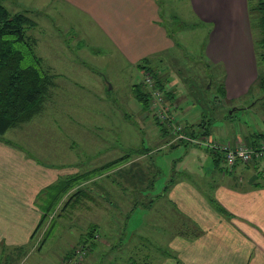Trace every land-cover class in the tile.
<instances>
[{"label":"rangeland","instance_id":"rangeland-1","mask_svg":"<svg viewBox=\"0 0 264 264\" xmlns=\"http://www.w3.org/2000/svg\"><path fill=\"white\" fill-rule=\"evenodd\" d=\"M87 1L0 0L10 13L34 21L27 34L52 76L40 111L0 136V224L12 226L20 239L0 240V264H174L180 261L179 240L192 239L194 232L169 196L159 194L175 182L173 171L219 173L224 166L182 144L202 149L200 140L231 143L240 134L251 145L264 135L261 83L235 101L219 96L227 69L208 58L212 27L195 15L189 0H157L156 24L171 46L160 55L152 52L151 69L118 49L109 25L83 9ZM260 15L252 16V37L257 77L264 78ZM138 19H127V28ZM160 39L144 43L154 50ZM241 48L247 54L245 43ZM137 85L149 105L138 98ZM204 128L209 134L197 135ZM115 162L73 185L38 227L52 186ZM232 171L243 174L234 180L237 186H247L246 168ZM221 209V223L247 229L246 220ZM200 236V249L222 244L218 237Z\"/></svg>","mask_w":264,"mask_h":264},{"label":"crops","instance_id":"crops-1","mask_svg":"<svg viewBox=\"0 0 264 264\" xmlns=\"http://www.w3.org/2000/svg\"><path fill=\"white\" fill-rule=\"evenodd\" d=\"M69 1L75 4L77 0ZM189 1L195 15L209 23V27H212L208 58L214 64L223 62L227 69L224 93H218L219 96L227 101H235L248 95L246 92L248 90L250 92V89L257 84L253 30L248 0ZM156 2L157 0H88L87 4L83 5V9L89 12L93 19L101 18L104 23L109 25V27L104 26V28L107 27L112 35L115 34L119 41L120 47L118 49L120 51H123L127 56H132L136 61L142 62V60L152 57L154 54L152 52L156 51L160 55L159 51H166L171 46L170 39L166 37L167 33L161 25L156 24L159 23ZM127 19L138 20L131 28H127L125 24ZM142 36L144 40L141 42L139 39ZM159 37L162 44L153 45V47L156 46L154 50L147 49L148 47L144 42H153L155 39L158 42ZM244 43L247 45V54L241 48ZM149 62L151 63L152 60L149 59ZM178 109L181 113V108H176V111ZM262 136L264 135L262 134ZM230 142L234 147L245 143L240 134L233 137ZM255 145L252 143L248 146ZM187 148V150H200L201 152L198 151L199 153H197L200 157L204 156L216 163L217 159L205 148ZM182 171L175 172V174L173 171L171 176L175 177V182L168 186L167 191L163 189L159 194L164 193L162 197L169 196L178 210H181L183 215L188 217L190 221L192 220L193 223H189V220L184 222L183 225L187 228L189 226L194 232L193 238L179 240L181 244H178L176 253L178 254L177 257L180 256V261L175 259L176 261L173 263L264 264V185H262L264 182L257 185L258 171L246 169L248 182L247 186L244 185L243 187L237 186L238 183L234 181L239 178L237 175L243 178V174H240L239 171L234 172V174L222 170L219 173L205 170L185 172L183 169ZM181 175L189 178V180L178 181L177 178ZM202 177H205L203 181H194L192 184V180L202 179ZM217 205H220L222 209ZM217 209L226 212L230 210L232 215L235 214V220H246L247 229L238 228L237 225L235 228L233 224L230 226L226 222L221 223L223 219ZM4 220L2 219V221ZM0 226L2 225L0 224ZM9 228L0 227V240L13 242L15 239L20 240L16 238L17 234ZM183 230L190 233L189 229ZM200 235L218 237L222 240L220 248L208 245L200 249L203 244L199 240ZM206 248H209V251Z\"/></svg>","mask_w":264,"mask_h":264},{"label":"trees","instance_id":"trees-1","mask_svg":"<svg viewBox=\"0 0 264 264\" xmlns=\"http://www.w3.org/2000/svg\"><path fill=\"white\" fill-rule=\"evenodd\" d=\"M248 6L251 22L255 21V19H252L254 18L252 17L253 15L261 14L258 18V25L261 30V39L258 41V44L260 45L261 50L258 53L263 63L264 0H248ZM31 26H35V23L29 17L20 13H10L8 9L0 2V136L5 135L17 124L30 120L40 111L48 91V85L51 83L52 76L43 67L41 59L35 53L31 38L27 34V30ZM143 64L144 66L140 65L139 67L151 69L148 59H144ZM256 81L259 84L261 83L260 87L264 91V78L259 76L257 77ZM138 87H140V85H137L136 87L138 92H140L137 93L138 98H144L145 105H147V103L149 105L148 95H142L141 93L144 92L140 91ZM208 134L209 130L207 128H204L202 132L197 133V135ZM261 136L262 135H257L259 138ZM263 137L264 136L261 138ZM259 144L251 146V148L257 149ZM182 145L186 148L191 146L186 143ZM173 148L171 147V149ZM205 149L217 159L216 162H224V166L222 167L223 169H221L222 171L231 172L230 174H234V171H232L234 168L244 167L246 169L258 171L256 181H258L260 178H263L264 181V175L262 174L264 173V157L260 159H254V161L250 162L249 164H244L238 161L232 168H230L226 165L221 153L209 150L207 148ZM116 164V162L111 164L109 163L108 165L101 167L100 169H96L92 173L85 174L80 178L72 177L65 181H61L55 186H52L50 189L51 203L46 206L45 210H43V215L41 216L38 227L41 226L42 222L45 220L52 208L79 180L89 179L98 174H102L104 171L111 169ZM171 184L172 181L167 185V187H165V191L168 190V186ZM260 184L261 182L257 183V185ZM131 216L132 215L130 214L129 217L131 218ZM55 228L56 224L53 223L47 232V238L51 236ZM93 229L94 227L91 228V233L88 234L89 237H91V235L92 237L95 236Z\"/></svg>","mask_w":264,"mask_h":264},{"label":"built area","instance_id":"built-area-1","mask_svg":"<svg viewBox=\"0 0 264 264\" xmlns=\"http://www.w3.org/2000/svg\"><path fill=\"white\" fill-rule=\"evenodd\" d=\"M149 82L150 80L148 83ZM199 142L205 148L221 153L226 165L230 168H232L238 161L244 164H249L250 162L254 161V159H260L264 157V137L261 139L257 149H253L245 143L238 144L234 147L230 143L213 142V144H208L205 140H200Z\"/></svg>","mask_w":264,"mask_h":264}]
</instances>
